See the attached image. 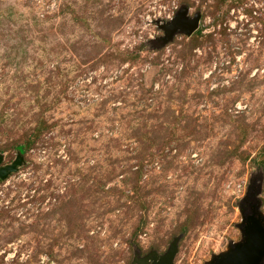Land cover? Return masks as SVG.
Listing matches in <instances>:
<instances>
[{
  "label": "rangeland",
  "instance_id": "obj_1",
  "mask_svg": "<svg viewBox=\"0 0 264 264\" xmlns=\"http://www.w3.org/2000/svg\"><path fill=\"white\" fill-rule=\"evenodd\" d=\"M182 6L199 26L166 44ZM22 148L21 153L19 149ZM0 264H207L264 216V0H0Z\"/></svg>",
  "mask_w": 264,
  "mask_h": 264
},
{
  "label": "water",
  "instance_id": "obj_2",
  "mask_svg": "<svg viewBox=\"0 0 264 264\" xmlns=\"http://www.w3.org/2000/svg\"><path fill=\"white\" fill-rule=\"evenodd\" d=\"M199 19V13L190 17L188 7H180L169 21L158 24L159 29L163 31V36L160 37L161 43L169 42L177 32L190 36L197 30ZM21 159L18 154L13 163L6 166L0 165V179H5L8 174L15 171L20 165ZM258 193L257 182L253 181L240 203L242 213L240 228L243 239L229 245L226 251L214 255L207 264H264V216L259 209ZM176 250L177 240L173 239L162 255H158L156 251H151L144 257L136 256L134 262L137 264H172Z\"/></svg>",
  "mask_w": 264,
  "mask_h": 264
},
{
  "label": "trees",
  "instance_id": "obj_3",
  "mask_svg": "<svg viewBox=\"0 0 264 264\" xmlns=\"http://www.w3.org/2000/svg\"><path fill=\"white\" fill-rule=\"evenodd\" d=\"M19 151L22 153L23 152L22 148H20Z\"/></svg>",
  "mask_w": 264,
  "mask_h": 264
}]
</instances>
